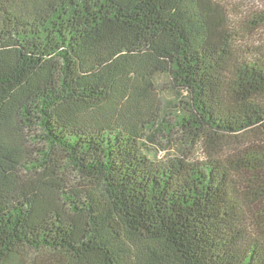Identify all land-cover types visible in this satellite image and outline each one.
<instances>
[{
    "label": "trees",
    "instance_id": "1",
    "mask_svg": "<svg viewBox=\"0 0 264 264\" xmlns=\"http://www.w3.org/2000/svg\"><path fill=\"white\" fill-rule=\"evenodd\" d=\"M0 0V264H264V2Z\"/></svg>",
    "mask_w": 264,
    "mask_h": 264
},
{
    "label": "rangeland",
    "instance_id": "2",
    "mask_svg": "<svg viewBox=\"0 0 264 264\" xmlns=\"http://www.w3.org/2000/svg\"><path fill=\"white\" fill-rule=\"evenodd\" d=\"M232 3H236L235 0H230ZM260 2H264V0H260Z\"/></svg>",
    "mask_w": 264,
    "mask_h": 264
}]
</instances>
